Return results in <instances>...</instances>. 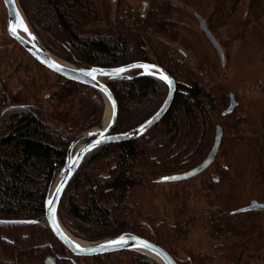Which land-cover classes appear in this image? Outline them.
Returning a JSON list of instances; mask_svg holds the SVG:
<instances>
[{
	"label": "trees",
	"instance_id": "1",
	"mask_svg": "<svg viewBox=\"0 0 264 264\" xmlns=\"http://www.w3.org/2000/svg\"><path fill=\"white\" fill-rule=\"evenodd\" d=\"M241 1L215 0L212 22H228ZM21 2L37 34L46 35L60 46L66 54L61 56L70 62L116 67L143 61L157 64L174 79L176 91L171 106L159 123L140 138L105 144L87 154L59 204L61 222L79 238L100 240L131 232L166 248L160 236L161 227L182 233L189 224L184 219L185 212L180 213L183 219L172 226L164 222L147 224L138 219L140 214L132 212V194L136 189L154 186L161 176L195 166L206 156L225 94L224 84L214 71L198 75L201 81L186 61L175 54L171 43L187 45L186 26L172 19V12L180 9L171 0H150L146 11L138 13L119 1L113 20L107 17L103 0ZM248 8L250 14L264 13L261 0H248ZM98 19L103 25L87 28ZM15 59L13 49L0 47V219L38 222L26 226L0 225V264H43L50 253L57 256L54 264H72L68 258H59L65 250L44 220V201L63 164L69 142L101 115V99L96 90L60 77L54 83L46 80L45 89L50 94L44 99L36 96L33 81L20 80V87L12 90L11 84L20 71H11ZM108 85L119 108V132L150 117L167 93L166 85L151 76L110 80ZM11 105L18 107L1 114ZM240 121L233 113L226 119L234 129ZM215 186L207 179L201 188L202 196L210 204L204 217L207 234L212 239L236 238L247 228L243 226L247 214L243 213L245 219H241V214L211 203ZM230 243L231 247L235 245ZM239 254L237 251L236 259L229 264H249L241 262ZM188 255L189 260L178 264H212L204 253ZM90 263L157 264L147 255L133 251L93 257Z\"/></svg>",
	"mask_w": 264,
	"mask_h": 264
},
{
	"label": "rangeland",
	"instance_id": "2",
	"mask_svg": "<svg viewBox=\"0 0 264 264\" xmlns=\"http://www.w3.org/2000/svg\"><path fill=\"white\" fill-rule=\"evenodd\" d=\"M18 1L21 9L23 10L21 0ZM119 1L122 4L129 5L131 8H134L135 12L138 13H142V5L144 2L148 4V6L150 4L149 0H116V4L112 6L110 0H103L102 5L105 7L104 9L106 10L107 17L109 19H112V12L117 10V3H119ZM171 1L174 7L180 9L179 12H172V19L184 24L187 28V31L184 33L187 41L186 46L171 43V46L175 50V54L179 58L186 61L189 67L195 71L194 76H203L201 73L206 74V71H214L215 76L218 77V79L224 84V103L226 101L228 91L237 94L238 98L245 102L248 112L246 111V115L242 121V137H244L246 144L241 146L240 142H236V146L235 143L232 144L231 147H223L220 149L215 162L205 171L191 179L172 183H156L152 187L134 190L132 194L131 209L134 214H140V217H138L139 220H142L147 224L152 222H164L166 226H172L179 220L183 219L180 213L185 212L184 219L189 220V224L183 227V231H181L182 233H180V231L175 233V231L172 232L170 229L166 230L164 227H161L160 229L161 239L166 245V248L163 246L161 247L171 253L177 263L189 260V252H201L211 258L212 264H229L236 259L237 251L239 253L242 248L244 249L243 260L248 261L251 255L250 253H252L251 247H253L254 244L252 236H248L243 239V235L240 234L237 235L236 238L233 236H227L225 238L212 239L207 234V227L204 225V217L210 204L206 202L205 198L202 196L203 189L201 188L203 180L208 179L214 183L211 177L215 167H220L217 166L220 162H226L222 161L221 158L228 157V169L226 171L222 170L219 172L220 179L217 183H215L216 186L213 189L214 193L210 196V201H212L211 203L214 205L221 204L224 208L229 210H237L240 207L248 205L251 200L260 197L263 193L262 187L260 185H256L248 177L250 173H247V171H251V168L244 166V164L249 165L250 162L248 149L251 145V133L253 132L251 128L255 124V121L259 126L261 123L260 120L264 121V114L262 115L264 112V87L263 85L254 86L256 85V79L264 80V17L259 20L258 27L254 26L248 31L247 28H243L242 31L244 30L245 38H239L238 34L239 31H241L240 24L243 22L246 0H243V2L238 5L236 13L228 20L229 24L227 27L220 25L214 26V24H211V19H208V15L212 13V7L215 0H186L181 2L179 0ZM148 6L146 8H148ZM23 12L28 19L24 10ZM195 14L201 15L205 21H208L207 24H209L212 31L215 32L212 34L219 43L225 40L230 42L226 48L223 46V51L228 60L226 65H221L220 58L212 45L209 43L206 44L203 34H201L197 28V22L194 18ZM6 20V11L2 0H0V47L2 49H13L14 53L16 52V59L11 67V71L16 68H20V71H18L14 77L16 81L14 80L11 84L12 90H16L20 87V83L18 82L20 80L33 81L35 83L36 96L38 95L41 99L47 98L48 94H50V90L45 89L46 80L54 83L56 81V77L59 78V76L40 66L19 45L11 40L6 33ZM246 21L250 22L253 21V19L250 17L246 19ZM93 26L94 25H89L87 28L92 29L95 27ZM33 30L40 42L53 55L69 63H74L61 56L62 54H65V52L60 48V46L53 44L49 40V37L43 34L38 35L34 28ZM247 43L249 44L247 45ZM15 47L16 49H14ZM178 48H181L186 53L188 58L194 57V60L190 59L189 61L184 58V56L178 52ZM204 61L209 64L203 69L199 63H204ZM74 64L83 65L77 63ZM5 72H9V69H6ZM198 78L203 81L202 77ZM99 96L102 104L101 115L93 125L81 130L80 132L92 128L100 123V120L105 112L106 103L100 94ZM254 108L260 110V113H255L256 117H254V113L252 112ZM237 111L238 110H235L233 114H237ZM221 118L222 117L219 115L216 118V121H214V124H218ZM249 136H251L250 139ZM241 167L244 168L245 171L247 170L246 173L243 174V177L241 176ZM216 194L218 195L214 196ZM261 197H263V195ZM216 199H220L221 203H218ZM183 204L184 207H182ZM169 234H171L172 237H170ZM82 240L96 241L86 239ZM231 241L235 244L233 247H231ZM118 253L120 252L112 254ZM48 256L54 257L55 259L57 258V256L53 253L48 254L46 257ZM116 256L117 255H114V258H116ZM63 257H70L66 250ZM45 258L43 259V262ZM119 258L124 260V257ZM74 259L78 264H91V258Z\"/></svg>",
	"mask_w": 264,
	"mask_h": 264
},
{
	"label": "water",
	"instance_id": "3",
	"mask_svg": "<svg viewBox=\"0 0 264 264\" xmlns=\"http://www.w3.org/2000/svg\"><path fill=\"white\" fill-rule=\"evenodd\" d=\"M2 3L7 16L5 29L11 40L19 45L38 64L48 71L56 74L64 80L96 90L104 98L105 103L107 102L110 109L108 123L102 130L99 129V123L92 128L80 132L69 142L66 148L63 164L47 189L44 201V220L53 237L69 253L70 257L68 258L71 260L72 264H78L74 258H93L122 251H133L145 254L158 264H178L175 258L163 247L147 238L131 232L116 234L96 241H84L73 236L63 226L59 217V204L62 195L86 155L102 145L130 141L146 135L153 126L159 123L170 108L176 91V83L174 79L157 64L143 61L131 62L116 67H100L89 64L75 65L74 63L72 64L64 61L53 55L40 42L21 9L18 0H2ZM110 3L114 6L116 0H110ZM196 18L199 22L200 29L205 33L213 48L216 50L221 65L223 66L224 55L218 41L207 29L203 18L199 15H196ZM12 27L16 28L15 33L11 32L10 29ZM25 27L27 28V31L24 30ZM177 50L182 56H184V58L188 59V56L181 48H178ZM120 69H124V71L121 72L119 71ZM89 72L95 76V79L90 75H86V73ZM161 75L168 77L169 81H171V87L167 81L161 79ZM140 76H151L162 81L167 87L166 96L159 108L146 120L127 131L116 132L119 108L117 101L109 88L108 82L110 80H127ZM234 105V101L231 100L223 114L230 113L233 110ZM14 107L18 106H7L1 111V114ZM221 138L222 132L220 127L217 126L211 148L199 164L181 173L161 176L157 178L155 182H178L193 178L200 174L214 161L220 147ZM49 201H52V203L50 204ZM261 206H264V204L261 205L256 201H251L248 205L239 208L238 212H245ZM37 222V219H0V225L8 226H26L36 224ZM121 238L126 240L127 244H110V242L120 240ZM77 239L86 242V244L78 242ZM59 258L66 257L60 256ZM54 263L55 258L51 256L46 257L43 262V264Z\"/></svg>",
	"mask_w": 264,
	"mask_h": 264
},
{
	"label": "flooded vegetation",
	"instance_id": "4",
	"mask_svg": "<svg viewBox=\"0 0 264 264\" xmlns=\"http://www.w3.org/2000/svg\"><path fill=\"white\" fill-rule=\"evenodd\" d=\"M261 1H262L263 5H264V0H261ZM149 2H150V0H149ZM242 2L243 1H241L238 5H240ZM123 5L125 6V8L130 7L129 5H125V4H123ZM142 6H143L142 13H144L145 9H147L146 7L148 6V4H146L144 2ZM130 9L134 10V8H131V7H130ZM115 11L116 10H114L112 12V19L113 20L116 17V12ZM236 11H237V9H236ZM236 11L234 12V14L236 13ZM234 14L231 17H233ZM196 15H199V14H195L194 15V18H195V20L197 22L198 30L200 31L201 34H203V36L205 38V41H206V44L207 43L211 44L209 39L206 37L205 33L200 29L199 22L197 21ZM199 16H201V15H199ZM250 17L253 19V21L247 22L246 19H248ZM263 17H264V13L262 15L250 14L249 13V8H248V1L246 0V2H245V12L243 13V22L240 24L241 31H239V34H238L239 38L245 36L244 35V30L242 31L243 28H247V31H248V30H250V28H253L254 26L258 27V24H259L258 22ZM208 19L209 20L211 19V14L208 15ZM203 20L205 21L204 18H203ZM207 23H208V21H205V25H206L207 29L210 31V33L211 34L215 33V32L212 31L211 26L209 24H207ZM251 23H252V26H251ZM211 24H214V26L216 25L214 22H212V20H211ZM228 24H229V22L225 21V22H221V23H219L217 25H220V26H223V27H227ZM90 25L91 26L94 25L95 27L94 26L93 27L97 28V27H100L101 25H103V21L98 19L96 21H93ZM193 35H194V33H193ZM212 36H213V34H212ZM228 43H230V42L227 41V40L221 41V43H219L222 51H223V46H224V48H226ZM248 44L249 43H247V45ZM223 55H224V65H226L228 60H227V57H226L224 51H223ZM190 59L194 60V57H192V58L189 57L188 60L190 61ZM199 64L201 65V68L204 69L205 67H207V65L209 63L204 61V63H199ZM263 81H264L263 79H261V80L256 79L255 80L256 85H254V86L263 85V87H264ZM231 100H233L234 103H235L233 110L230 113H226V114L224 113L223 114V112L227 109V107H228V105H229ZM223 107L224 108L222 109V111L220 113V116L222 117L221 120H220V123L215 124V126H214V134H215V130H216L217 126L220 127L221 132H222L221 143H220V147H219V150L217 152V155H218V153L220 151V148H222V147H224V148L231 147L232 144H235L236 142L237 143L240 142L241 146H244L246 144L244 137H242V131H243V129H242L243 122L242 121H243L244 116L246 115V111L248 112L247 106L245 105V102L240 100L238 98L237 94L228 91L227 92V98H226V101H225ZM235 110H238L236 115L239 117V119L241 121L239 122V124L237 126H235L236 128L234 129L232 126H228L227 125L226 119ZM252 112L254 113V117H256L255 113H260V110L254 108V110ZM263 114H264V112L262 113V115ZM260 121H261L260 126L255 121V124L251 128L252 131H253L251 133L252 137L249 136V139L251 137V140H250V144H251L250 147L251 148L249 147V149H248L250 162H249V165H245L244 164V166L251 168V171H247L246 170L247 173H250V175H248V177L251 179V181L254 182L256 185H260L262 187V189H263V193H262L263 197H261L262 196L261 195L260 197H258L256 199H253L251 201H256L257 203L263 205L264 204V121L263 120H260ZM233 130H234L235 133L233 132ZM235 134H237V135H235ZM213 139H214V135H213ZM212 143H213V140H212ZM212 143H211V145H212ZM237 143L235 144V146L237 145ZM247 143H249V142H247ZM210 148H211V146H210ZM210 148H209V150H210ZM217 155H216L214 161L209 166H211L215 162V160L217 158ZM227 158L228 157L221 158L222 161H226V162H224V163L220 162L217 165V166H220V167H215V169L213 171V174H212L211 178H212V180L215 183H217L219 181V179H220V177H219L220 173L219 172L222 171V170H227L228 169ZM246 171H245L244 168L241 167V176L242 177H243V174L246 173ZM178 182H180V181H178ZM233 211L241 214V219L246 216L245 218L247 219V223H244L243 226L246 225L247 228L245 230L243 229V231H242L243 239H245L248 236H252L253 237L252 240L254 241L253 247H251L252 248L251 249L252 253H250L251 255H250L249 260L248 261L243 260V258H244V256H243L244 249L243 248L240 250L239 260L241 262L246 261L249 264H264V206L257 207L255 209L248 210V211H245V212H238V210H233ZM243 213H245L247 215L244 216ZM241 230H242V228H241Z\"/></svg>",
	"mask_w": 264,
	"mask_h": 264
},
{
	"label": "snow or ice",
	"instance_id": "5",
	"mask_svg": "<svg viewBox=\"0 0 264 264\" xmlns=\"http://www.w3.org/2000/svg\"><path fill=\"white\" fill-rule=\"evenodd\" d=\"M21 24H22V21H21ZM10 30L13 33L16 32V28L15 27H12ZM24 30L27 31V28L25 27ZM136 67H143V66H136ZM119 71L122 72V71H124V69H120ZM86 75H90V76H92L93 79H95V76L91 72L86 73ZM161 79L164 80V81H167L169 83V86L171 87V81H169L167 76L161 75ZM165 179H169V178H165ZM49 203L51 204L52 201H49ZM110 244L111 245H125V244H127V241L124 240L123 238H121L120 240H116V241L110 242Z\"/></svg>",
	"mask_w": 264,
	"mask_h": 264
},
{
	"label": "bare ground",
	"instance_id": "6",
	"mask_svg": "<svg viewBox=\"0 0 264 264\" xmlns=\"http://www.w3.org/2000/svg\"><path fill=\"white\" fill-rule=\"evenodd\" d=\"M110 117V109L109 106L106 102V108H105V112L100 120V125H99V129L102 130L108 123ZM78 240V239H77ZM78 242L82 243V244H86V242H83L82 240H78Z\"/></svg>",
	"mask_w": 264,
	"mask_h": 264
}]
</instances>
